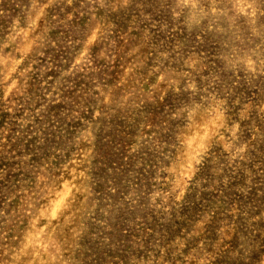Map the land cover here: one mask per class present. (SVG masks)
Wrapping results in <instances>:
<instances>
[{
	"label": "rangeland",
	"instance_id": "1",
	"mask_svg": "<svg viewBox=\"0 0 264 264\" xmlns=\"http://www.w3.org/2000/svg\"><path fill=\"white\" fill-rule=\"evenodd\" d=\"M0 264H264V0H0Z\"/></svg>",
	"mask_w": 264,
	"mask_h": 264
}]
</instances>
